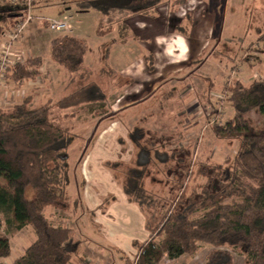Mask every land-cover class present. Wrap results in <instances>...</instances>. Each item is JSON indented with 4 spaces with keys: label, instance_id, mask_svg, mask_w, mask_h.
<instances>
[{
    "label": "trees",
    "instance_id": "obj_1",
    "mask_svg": "<svg viewBox=\"0 0 264 264\" xmlns=\"http://www.w3.org/2000/svg\"><path fill=\"white\" fill-rule=\"evenodd\" d=\"M162 2L85 0L78 7L81 13H101L99 36L105 37L118 28L123 38L129 16H149ZM8 9L11 11V7H0V13H5L0 16V37L23 15L22 7L6 13ZM6 20L15 22L6 24ZM89 51L86 40L71 35L51 41V59L70 74V85L74 87L57 102L58 108L67 111L108 100L103 85L92 80L94 72L85 65ZM42 68L43 58L29 59L10 68L8 79L23 85L41 77ZM225 90L230 93L233 116L225 124L213 126L212 131L220 140L238 141V152L223 163H201L195 176L205 182L190 193V188L184 187L186 176L182 178L181 173L174 189L182 193L173 192L166 205L148 192L145 186L153 160L173 163L166 172L186 168L188 177L194 175L195 163L188 150L153 152L147 143L143 144L151 134L142 127L128 134L139 150L136 164H105L112 171L122 168L119 182L127 201L146 217L151 238L146 244H136V264H161L166 256L174 261L198 252L200 244L214 247L205 264H233L234 254L224 248L240 251L249 264H264V130L254 128L246 117L253 110L264 115V81L246 85L237 79ZM210 95L211 91L207 99ZM52 115L50 107L31 108L29 99L8 111L0 108V229L3 225L10 235H16L31 227L36 235L35 242L13 264H70L82 245L71 229L54 226L45 215L48 208H69V150L75 140ZM11 253L9 239L0 236V259L9 258Z\"/></svg>",
    "mask_w": 264,
    "mask_h": 264
},
{
    "label": "rangeland",
    "instance_id": "obj_2",
    "mask_svg": "<svg viewBox=\"0 0 264 264\" xmlns=\"http://www.w3.org/2000/svg\"><path fill=\"white\" fill-rule=\"evenodd\" d=\"M83 1L85 0L41 1L44 4L42 7L40 5L34 9V20L29 23L14 43L13 54L6 67H4L5 70H3V66L0 68V79H2L0 82L1 109L8 111L29 99L31 108L50 107L53 114L52 119L56 122L61 121L62 125L75 136L74 144L69 150L72 163L69 179L71 177L73 182L71 190L73 196L71 202H69V209L62 211L50 208L47 209L45 215L50 217L54 224L69 226L79 235H81L79 231L82 226L80 223L83 221L85 225L86 215L89 217V211H85L84 205L80 201L77 207L74 206V200L75 198L79 199L82 180H84L82 179L83 175L80 173V166L86 153H89L95 147L97 149L96 154L98 151L103 154L100 158L104 162L119 163L121 167L124 164L135 165L139 150L130 142L128 134L135 127L133 123L140 121L139 117L143 115L142 112L134 115L132 111L129 115L131 121L125 115L121 117L122 111L118 109L119 103L117 102L124 94L122 90L125 87L124 79L117 74L108 73L104 57L106 47L102 48V45L108 39L98 35L102 19L101 13L93 10L81 13L78 4ZM162 1L161 5L156 8V12H154L156 18L135 16L145 18V20L143 22H135L134 19L131 21V29L138 36L141 35L144 43L149 40L147 44H153L154 41L156 44L160 42V35L165 37L166 33L164 32L172 29L184 31L185 29L179 28V24L187 18L193 19V15L198 16L196 26H200L204 34L210 35V29L204 28V23L209 20L212 19L213 22H217L214 25L220 26V33L216 31L217 38L212 41L204 54L207 62V66H205L206 73L209 78H213L211 80L214 81V84L212 88L208 87L207 82L204 85L205 88L213 91L206 101L204 100L205 90L204 93L203 91L202 93L199 92L198 100L200 105H203L199 107L200 109H197V112L201 113L199 126L194 127L190 123L192 121L189 122L184 118L182 119V117L180 118V116L178 117V112L175 113L174 111L176 117H173V113L168 109L161 110L163 119L166 118L162 121V124L160 121L157 124L149 122L143 125L146 127L144 130L149 134L156 132V135L151 134V137L149 136L143 141V144L147 143L153 152L171 154L173 150H188L193 163H195L192 169L194 175L188 177L186 168L166 172L168 167L174 166L173 163L163 164L153 160L149 168L151 176L147 178L145 187L149 193L155 195L162 204L166 205L169 196H172L173 192H177L174 188L177 186L179 173L182 174V178L186 176L184 187L188 186L190 188L188 192L190 193L191 189L198 188L205 182L203 178L195 176V172L201 163L206 161L223 163L227 158L232 159L238 152V141L220 140L214 135L212 128L215 125L225 124L233 115V110L228 102L230 93L226 92L225 86L235 83L237 79L246 85L254 81H264V0ZM0 7H11V11L8 9L6 13L9 11L16 12L21 8V4L14 6L10 3V0H0ZM4 14L0 13V16ZM70 17H73L70 20L73 34L68 31L52 32L45 22L39 20V18L67 20ZM152 19H157V21L152 22ZM14 22V20H6V24H14ZM71 34L87 41L91 51L88 54L86 66L94 72L92 80L98 82L101 86L103 85V89L109 96L107 103H89L67 111L57 107V102L71 93L74 87L70 85V74L51 59V41ZM218 34L223 35L221 43H219L218 38L220 36ZM152 35L153 37H151ZM110 37L115 38L117 34H111ZM137 43L142 42L137 41ZM0 54H2L1 51ZM38 57L43 58V73L37 80L20 85L15 83L11 77H9L10 80L8 79L9 70L15 64L25 63L29 59ZM205 57H202V60ZM124 63L127 65L129 62L125 60L121 62L123 65ZM201 69L200 74L203 75L205 70ZM187 79V77H184L182 81ZM191 85L198 94L197 85L195 83ZM145 93L146 91L142 93L143 96H145ZM112 106L116 111H113ZM141 110L144 109L141 108ZM184 114H187V112L184 111L182 115ZM152 116H154L153 113ZM246 117L254 128L264 130V115L253 110ZM119 121L122 124L118 123ZM178 121L179 124H177ZM115 122L117 124H114ZM170 122L175 124L170 126ZM125 123L126 127L124 126ZM103 166L104 164L100 165L101 170H95L92 174L89 173L87 178L90 179L91 187L93 185L98 186L100 180H102V185L105 186L103 188L104 193L111 191L123 195L122 185L119 182V179L123 178L122 168L119 167L117 171H112L104 166L105 170ZM181 193L182 191L178 194ZM0 236L11 240L12 246L11 256L8 259L0 260V264H12V260L16 255L25 254L27 248L36 240V235L31 227L23 229L16 235H10L2 225ZM213 248L208 244H200L198 252L192 255H183L180 259L174 261L166 256L161 264H205L206 256ZM224 249H228L234 254L233 264H249L248 257L240 251L231 248ZM111 251V264L113 260L115 264H125L118 253L113 249ZM137 260L136 255L133 259L127 258L126 262L136 264Z\"/></svg>",
    "mask_w": 264,
    "mask_h": 264
},
{
    "label": "crops",
    "instance_id": "obj_3",
    "mask_svg": "<svg viewBox=\"0 0 264 264\" xmlns=\"http://www.w3.org/2000/svg\"><path fill=\"white\" fill-rule=\"evenodd\" d=\"M43 4L40 2L35 8L40 5L42 7ZM135 16L145 17L148 15L129 16L125 21L126 27L124 34L122 33L124 37H120L118 28H115L110 34L105 36L108 40L102 45L103 49L108 47L107 51L105 48V51L108 52L105 57L107 63L105 66L108 71L124 79L125 87L122 89L124 94L117 102L119 103L118 109L122 111L121 117L125 115L131 121L129 117L130 112L133 111L132 114L134 113V115L142 112V117H139L141 119L140 121L133 119L135 121L133 123L135 127L131 131L136 127L146 129L143 125L149 122L157 124L161 121L162 124V121L166 118L163 119L161 110L168 109L173 113V117H176L175 113L178 112V117L180 116V118L182 117V119L184 118L189 122L192 121L190 123L194 127L199 126L201 123V113H198L197 109L203 105H200L198 96L202 91L204 93L205 90L204 100L206 101L208 96L206 92L211 91L212 93L213 91L205 88L204 85L207 82L208 87L211 88L214 84V81L211 80L213 78L207 76L205 69L207 62L204 54L212 41L217 38L220 26L214 25L215 21L213 22L211 19L209 20L210 22L204 23V28L207 27L210 29V35L204 34L200 26H196L198 16L193 15V19L187 18L179 24V28L185 29L184 31H175L172 29L171 31L164 32L166 33L165 37L164 35H160V42L155 44L154 41L153 44H147L149 40H146L145 42L147 43H144L141 35L138 36L130 27L133 19L135 22H143L145 20V18ZM149 16L156 18L154 13ZM151 21L154 22L157 19H152ZM71 33L73 34V30ZM72 34L71 36L76 37ZM111 34H117V37H110ZM218 35L220 36L218 38L219 43H221V37L223 35ZM137 41H141L143 44L137 43ZM146 44L147 46H145ZM185 48L186 51H184ZM202 57H205V59L202 60ZM124 60L129 63L127 65L125 63L124 65L121 64ZM133 61L135 63H132ZM120 64L121 66H119ZM201 68L205 70L203 75L200 74ZM184 77L188 79L182 81ZM193 83L198 87V94L194 87H191ZM144 91H146L145 96L142 94ZM141 108L144 110H141ZM112 109L116 111L113 106ZM184 111L187 114L182 115ZM152 113L154 116H152ZM118 123L122 124L120 121ZM126 123L124 125L125 127ZM179 123L178 121L177 124ZM114 124H117V122ZM172 124L170 122V126ZM151 134L156 135V132H152ZM96 151L97 149L94 147L92 151L86 153L85 159L80 166V173L83 175L82 179L84 180H82L79 199L75 198L74 206L77 207L80 201L84 205L85 211H89V213L87 212L89 217L86 215L85 219L86 224L84 225L83 221L80 223L82 225L79 231L81 235L76 234L69 226L56 225L50 217L48 219L56 227L71 229L74 236L82 242L79 255L75 256L70 264H111L112 259L110 255L112 254V249L127 264V258L130 257L133 259L134 256L139 254L136 244L141 246L150 241L151 236L146 229V217L140 208L127 201L123 190H121L123 195L116 192L112 193L111 191L104 193L103 188L105 186L102 185V180H100L98 186L93 185L91 187L90 179L87 178L89 177V173L92 174L95 170H101L102 167L100 165L104 164L105 166L107 162H104L100 158L103 154L99 151L96 154ZM104 166L103 168L105 169ZM71 167L70 155L69 172L71 171ZM72 188L73 182L70 177V182L67 187L69 202H71L73 196ZM9 241L11 245V240ZM23 255H16L12 260V264L17 258ZM112 264H115L114 260Z\"/></svg>",
    "mask_w": 264,
    "mask_h": 264
},
{
    "label": "built area",
    "instance_id": "obj_4",
    "mask_svg": "<svg viewBox=\"0 0 264 264\" xmlns=\"http://www.w3.org/2000/svg\"><path fill=\"white\" fill-rule=\"evenodd\" d=\"M41 1H48V0H10V3H12L14 6L21 4V7L23 8V15L20 17V21L12 27L10 30L5 31L0 40V51L2 54H0V68L3 66V70H5L4 67H6L7 63L10 61V57L13 54V46L16 40L19 38V36L25 31L26 27L31 23L33 18L34 9L36 7V4ZM72 18H68L67 20H53V19H40L42 22H45L48 24V27L50 31L52 32H58V31H68L72 32V26L70 23V20ZM3 41V42H1ZM1 78V77H0ZM2 79H0V82ZM139 257V254H137V258Z\"/></svg>",
    "mask_w": 264,
    "mask_h": 264
},
{
    "label": "clouds",
    "instance_id": "obj_5",
    "mask_svg": "<svg viewBox=\"0 0 264 264\" xmlns=\"http://www.w3.org/2000/svg\"><path fill=\"white\" fill-rule=\"evenodd\" d=\"M184 51H186V48L184 49Z\"/></svg>",
    "mask_w": 264,
    "mask_h": 264
}]
</instances>
